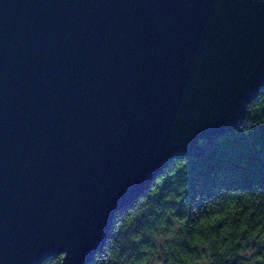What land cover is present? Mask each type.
Listing matches in <instances>:
<instances>
[{
  "label": "water",
  "instance_id": "obj_1",
  "mask_svg": "<svg viewBox=\"0 0 264 264\" xmlns=\"http://www.w3.org/2000/svg\"><path fill=\"white\" fill-rule=\"evenodd\" d=\"M263 90L264 0H0V264H91Z\"/></svg>",
  "mask_w": 264,
  "mask_h": 264
},
{
  "label": "trees",
  "instance_id": "obj_2",
  "mask_svg": "<svg viewBox=\"0 0 264 264\" xmlns=\"http://www.w3.org/2000/svg\"><path fill=\"white\" fill-rule=\"evenodd\" d=\"M177 223L188 239L175 243L190 255L213 248L215 264H264V90L238 128L216 139L203 156L174 159L116 214L96 264H127L145 245L156 246L148 231ZM62 257L43 264H61Z\"/></svg>",
  "mask_w": 264,
  "mask_h": 264
},
{
  "label": "clouds",
  "instance_id": "obj_3",
  "mask_svg": "<svg viewBox=\"0 0 264 264\" xmlns=\"http://www.w3.org/2000/svg\"><path fill=\"white\" fill-rule=\"evenodd\" d=\"M205 141L201 140L200 143ZM183 227L177 223L174 227L168 229L167 225H160L158 229L148 231L146 234L152 237L155 247L151 244L145 245L140 249L138 256H133L127 260V264H215L213 257L216 249L209 248L207 253H201L199 256L190 255L186 249L177 246L176 241L187 240L186 235H180L179 230ZM142 236H135L133 240H141ZM249 239H252L251 237ZM197 243H202L200 238L196 239ZM220 252L226 253L225 248H220ZM50 264V260L46 262ZM96 264V256H95Z\"/></svg>",
  "mask_w": 264,
  "mask_h": 264
}]
</instances>
